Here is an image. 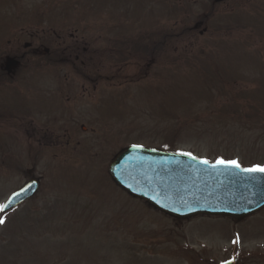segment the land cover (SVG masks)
I'll return each instance as SVG.
<instances>
[{
    "label": "rangeland",
    "instance_id": "rangeland-1",
    "mask_svg": "<svg viewBox=\"0 0 264 264\" xmlns=\"http://www.w3.org/2000/svg\"><path fill=\"white\" fill-rule=\"evenodd\" d=\"M24 1H39L40 17L79 28L90 45L83 63L112 69L101 71L108 76L98 82L86 81L84 89L81 73L56 68L80 64L73 57L53 64V74L41 73L45 104L70 94L66 88L74 84L77 99L68 109L74 117L41 115L40 184L30 198L0 212V264H217L230 258L264 264V206L239 220L176 218L129 194L108 171L114 153L131 142L163 147L172 141L173 149L206 157L200 148L211 149L217 135L215 142L230 144L219 150L264 165V144L255 141L264 131V0ZM150 32L149 54L130 53L131 44L141 49L134 38ZM215 66L223 70L220 81L208 82L206 72ZM116 67L119 73L110 76ZM223 85L225 99L212 105L209 88ZM234 101L239 111L242 104V118L251 106L256 109L243 133L230 126L235 135L228 138L216 122ZM52 128L70 134L66 149L58 143L63 138L56 144V135H45ZM241 142L243 147H233ZM16 160V154L6 158ZM2 165L0 205L26 178L23 171L7 174Z\"/></svg>",
    "mask_w": 264,
    "mask_h": 264
},
{
    "label": "flooded vegetation",
    "instance_id": "flooded-vegetation-1",
    "mask_svg": "<svg viewBox=\"0 0 264 264\" xmlns=\"http://www.w3.org/2000/svg\"><path fill=\"white\" fill-rule=\"evenodd\" d=\"M39 7V1L22 0L15 6L12 0H0V161L3 169L13 175L21 171L25 173L23 175L26 178L22 184L31 177L41 178L37 168V150L41 145V115L52 116L54 119L74 117L68 110L70 103L77 99L73 93L76 88L74 84L66 88L70 94L62 98L55 97L56 101L59 98L57 102L45 104L46 100L41 97V73L53 74L56 57H74L84 62L88 58L87 52H90L89 40L82 34L78 35L77 26L63 21L56 22L51 17H40L37 12ZM56 68H68L81 73L83 89L86 81L96 78L90 74L93 67L85 63ZM96 68L97 77L108 76L101 72L110 71L106 66L99 65ZM117 73L119 68L110 76ZM70 76L67 73L63 77L67 79ZM59 84L64 86L70 83L62 81ZM52 134L56 135L54 141L57 143L62 136L67 135V130L57 133L52 128L51 132L45 133L49 138ZM69 141L68 135L67 139L58 143L66 149ZM12 154H16L17 160L6 161L7 156Z\"/></svg>",
    "mask_w": 264,
    "mask_h": 264
},
{
    "label": "water",
    "instance_id": "water-1",
    "mask_svg": "<svg viewBox=\"0 0 264 264\" xmlns=\"http://www.w3.org/2000/svg\"><path fill=\"white\" fill-rule=\"evenodd\" d=\"M134 145L140 144L120 149L110 162L113 178L130 193L173 216L204 212L241 217L264 205V173H245L216 165V161L203 164V158L184 152ZM36 183L32 179L14 191L4 203L5 209L30 195ZM225 262L237 264L231 260L220 264Z\"/></svg>",
    "mask_w": 264,
    "mask_h": 264
},
{
    "label": "trees",
    "instance_id": "trees-1",
    "mask_svg": "<svg viewBox=\"0 0 264 264\" xmlns=\"http://www.w3.org/2000/svg\"><path fill=\"white\" fill-rule=\"evenodd\" d=\"M215 68L212 69L211 72H210V70H208L206 72L207 73L208 82L217 83L218 80L220 81V76L219 75L221 74V72L223 73V70H220V69L217 70L218 68L217 69H215ZM218 72H219V75H218ZM214 86H216V84H214ZM219 88L220 89H224V85L221 86V87H217L215 89H213L211 87L209 88L214 93V94H212L211 99H208V101L210 100L212 105L215 104L216 106H218V105L222 104L223 100L225 99V95L220 93ZM228 91L229 90L227 88L224 90V92H226V93ZM215 92H217V94ZM262 96H264V92H263ZM236 103L237 102L234 101L232 109L229 110L228 113H224L223 112L222 114H223L224 118L219 123L216 122V125L218 126V128L220 130H222L224 132L226 130L229 131L230 134L226 136L228 138H230V136L232 134L235 135V133L231 132L230 126H233V127L236 128V130L239 132L238 136H240L243 133V131L245 130L244 122L245 121H250V120L253 119L251 114H252V111L254 109H256V107H254V106L252 107L251 106L250 109H247V110L244 111L246 115L242 118V104H240L241 111H239ZM209 116H211V113H209ZM246 124L248 125L249 122H246ZM263 132L258 133V135L255 137L256 143H258V144H262L263 143L264 144V133ZM260 134H262V135H260ZM217 137H218V135L215 136V137L212 136V142H211L212 143V147H211V149L205 150L204 148H201L202 151L205 152L209 156H214V157H218V158H222V159H231V158H234V156H238L237 154H233L232 152H230V150H229V152L225 151L224 149L219 150L220 146L229 147L230 144L228 142H224L221 139H217V142H215ZM169 144L172 145V141ZM251 144L254 145L253 142L252 143L248 142L245 145L248 146V145H251ZM170 145L168 146L169 148L172 147ZM243 146H244V144L242 142L239 145H233V147H236L237 149H239L240 147H243ZM250 161H252L250 163L260 164V161H259L258 158L257 159L256 158L255 159H250ZM241 162H245V161L241 160ZM244 164H246V163H244Z\"/></svg>",
    "mask_w": 264,
    "mask_h": 264
},
{
    "label": "snow or ice",
    "instance_id": "snow-or-ice-1",
    "mask_svg": "<svg viewBox=\"0 0 264 264\" xmlns=\"http://www.w3.org/2000/svg\"><path fill=\"white\" fill-rule=\"evenodd\" d=\"M134 147H140V145H134ZM183 154L188 155V156L192 155L191 153H183ZM201 163L208 164L209 162L206 159H202ZM216 165H222L227 168L239 169L240 171L245 172V173H264V165H253L251 167L242 168L240 162L235 159L225 160L222 158H218L216 160ZM5 207L6 205H0V212H3ZM3 223H4V217L0 216V224H3ZM233 243H238V240H234ZM225 264H227V262H225Z\"/></svg>",
    "mask_w": 264,
    "mask_h": 264
}]
</instances>
